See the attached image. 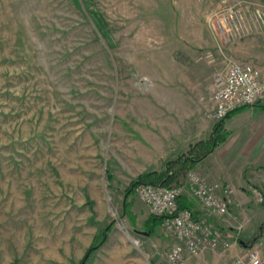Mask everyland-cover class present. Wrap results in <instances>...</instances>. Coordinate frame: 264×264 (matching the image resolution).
Wrapping results in <instances>:
<instances>
[{
    "label": "rangeland",
    "instance_id": "rangeland-1",
    "mask_svg": "<svg viewBox=\"0 0 264 264\" xmlns=\"http://www.w3.org/2000/svg\"><path fill=\"white\" fill-rule=\"evenodd\" d=\"M234 33L264 72V0H0V264H80L91 246L84 264H171L173 235L142 232L126 191L214 127L207 52Z\"/></svg>",
    "mask_w": 264,
    "mask_h": 264
},
{
    "label": "built area",
    "instance_id": "built-area-1",
    "mask_svg": "<svg viewBox=\"0 0 264 264\" xmlns=\"http://www.w3.org/2000/svg\"><path fill=\"white\" fill-rule=\"evenodd\" d=\"M237 4L227 6L222 22H233L238 27ZM215 121L222 120L233 110L254 105L264 99V72L255 64L234 61L223 75L216 76L211 84ZM188 188L201 208L213 216H227L229 211V190L221 183L210 182L203 174L191 169L186 173L181 187H167L152 183L141 184L138 195L151 214L163 217V227L175 238L167 253L171 264H206L192 262V258L207 249H226L230 246L229 236L207 216L197 217L190 208H181L178 198ZM255 200L264 206V188H252ZM215 264H264V256L257 247H251L243 255L229 261Z\"/></svg>",
    "mask_w": 264,
    "mask_h": 264
},
{
    "label": "crops",
    "instance_id": "crops-1",
    "mask_svg": "<svg viewBox=\"0 0 264 264\" xmlns=\"http://www.w3.org/2000/svg\"><path fill=\"white\" fill-rule=\"evenodd\" d=\"M225 41L226 45L217 44L214 51L207 52L211 56L208 59L210 69L215 71L214 67L219 66V75L225 74L234 61L253 60L250 54L236 56L232 53L235 49L245 47L236 33L226 36ZM206 123L207 133L193 129L188 144L206 137L208 132L212 133V122L207 120ZM226 127L232 131L229 138L217 146L194 170L203 174L210 182L221 183L228 188L230 214L220 217L210 215L201 208L188 188L183 189V195L191 203L195 216H207L229 236L231 244L226 249H207L193 257L192 262L215 264L229 261L245 254L249 248L257 247L259 242L264 244V227H261L264 218L260 221L255 218L256 210H260L264 216V206L255 200L252 190L255 186L264 188V99L227 118ZM180 149L182 148H175L173 154Z\"/></svg>",
    "mask_w": 264,
    "mask_h": 264
},
{
    "label": "trees",
    "instance_id": "trees-1",
    "mask_svg": "<svg viewBox=\"0 0 264 264\" xmlns=\"http://www.w3.org/2000/svg\"><path fill=\"white\" fill-rule=\"evenodd\" d=\"M93 16L95 18L97 27L101 34L104 37H108V23L103 18V16L97 12L93 11ZM258 101L255 104H258ZM247 106L239 107L232 112H230L226 118L216 121L213 127V131L210 136L206 139H201L195 143H192L188 146L187 149L181 150L175 157L168 159L165 162L164 168L161 170H148L140 173L135 179L132 180L131 184L127 188L126 194L127 197L132 193L136 192V189L141 184L152 183L156 185H163L167 187H181L185 184L186 173L194 169L203 159H205L217 146L224 143L232 131L226 127L227 118L233 116L238 111H241ZM126 212L129 215L130 220L135 223L136 217L130 212V201L126 202ZM178 204L181 208H190L191 203L183 194H181L178 198ZM193 210V209H192ZM194 211V210H193ZM163 226V217L156 216L150 213L145 224L142 227V232H145L149 235H155L158 233ZM112 222L106 223L96 234L95 241L102 243L113 230ZM98 247V246H97ZM96 249V246H91L81 263L86 259L88 261L91 252Z\"/></svg>",
    "mask_w": 264,
    "mask_h": 264
},
{
    "label": "water",
    "instance_id": "water-1",
    "mask_svg": "<svg viewBox=\"0 0 264 264\" xmlns=\"http://www.w3.org/2000/svg\"><path fill=\"white\" fill-rule=\"evenodd\" d=\"M85 263V260L83 261V264Z\"/></svg>",
    "mask_w": 264,
    "mask_h": 264
}]
</instances>
